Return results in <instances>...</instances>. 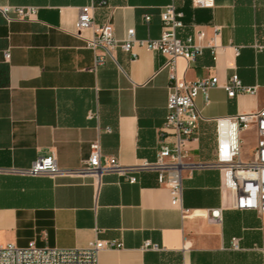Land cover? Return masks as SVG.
I'll list each match as a JSON object with an SVG mask.
<instances>
[{
	"label": "crops",
	"instance_id": "crops-1",
	"mask_svg": "<svg viewBox=\"0 0 264 264\" xmlns=\"http://www.w3.org/2000/svg\"><path fill=\"white\" fill-rule=\"evenodd\" d=\"M171 3L184 12L180 37L204 30L217 46L216 54L206 47L192 62L178 58V76L219 80L207 98L199 93L195 99L202 118L188 143L181 203L172 204L153 171L134 172L136 182L115 171L2 174L0 246L80 248L99 238L119 244L100 253V264H264V213L238 208L237 193L216 165L218 119L264 107V0H215L213 8H195L192 0H108L94 22L110 19L119 39L129 28L138 38H157L161 10ZM84 4L0 0V7L39 8L34 20L11 22L0 11V166L28 167L55 154L61 168L78 170L96 142L103 158L130 166L154 161L162 144L172 145L174 136L162 133L170 83L165 56L138 45L132 52L117 48L94 68L102 50L77 35ZM233 74L257 92L229 96L224 84ZM243 133L256 148V126L243 127L240 138ZM252 154L242 149L244 160ZM212 209L221 210L220 221L210 217ZM146 240L161 249H144Z\"/></svg>",
	"mask_w": 264,
	"mask_h": 264
},
{
	"label": "built area",
	"instance_id": "built-area-1",
	"mask_svg": "<svg viewBox=\"0 0 264 264\" xmlns=\"http://www.w3.org/2000/svg\"><path fill=\"white\" fill-rule=\"evenodd\" d=\"M195 8H213L215 0H192ZM108 6V0H86L80 7L78 16L77 35L83 37L86 46L96 54L94 68L104 63L106 57L114 58V51L121 48L132 52L138 45L149 50L158 51L165 56L163 68L169 70V96L167 115L162 133L174 136L172 145L162 144L154 161L142 159L135 165H122L116 157L103 158L99 143L91 146L90 156L84 166L78 170L61 168L55 154L40 156L28 167L0 166V175L18 174L22 176L48 175L58 176L70 173H88L98 176L104 172L115 171L126 177L130 182H136L138 177L134 172L153 171L157 173L158 182L169 188L172 204L182 201L183 172L188 168L186 162L188 143L196 137L197 128L202 118L195 102L199 93L208 97V90L219 85L217 76H209L191 82L181 78L177 73V60L180 57L189 62L201 55L206 47L216 54L215 39H206V32L199 30L185 38L179 36L184 28V12L175 3L166 5L160 13L162 21L161 35L157 38H138L136 30L129 28L126 37L119 39L115 36L113 24L107 19L101 24L94 22L95 10ZM38 7L31 5H6L0 7L7 22L13 20H34L38 15ZM146 22L150 15L145 16ZM87 30H92L91 36H84ZM219 31L217 30V34ZM8 56L9 54L6 53ZM228 95L237 93L255 94L257 86H247L242 83L237 74H233L224 84ZM255 125L258 130L256 148L251 158L242 157L240 130L248 125ZM216 165L223 173L224 184L237 193L236 206L241 209H255L264 213V107L250 114L218 119V145ZM184 214L190 210L184 209ZM192 214H202L194 210ZM210 217L221 220V210L212 209ZM116 241L96 238L85 247L59 248L39 247L33 242L27 246H16L12 243L0 246V264H100V253L107 249L117 248ZM232 247L239 248V239H232ZM144 249L160 250L161 246L151 240H146ZM264 258V250H263Z\"/></svg>",
	"mask_w": 264,
	"mask_h": 264
},
{
	"label": "rangeland",
	"instance_id": "rangeland-1",
	"mask_svg": "<svg viewBox=\"0 0 264 264\" xmlns=\"http://www.w3.org/2000/svg\"><path fill=\"white\" fill-rule=\"evenodd\" d=\"M241 138L243 140L242 149L244 151V155H250L251 152H253V150L255 149L253 141L250 139L248 133H243L241 135Z\"/></svg>",
	"mask_w": 264,
	"mask_h": 264
}]
</instances>
